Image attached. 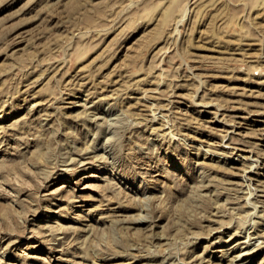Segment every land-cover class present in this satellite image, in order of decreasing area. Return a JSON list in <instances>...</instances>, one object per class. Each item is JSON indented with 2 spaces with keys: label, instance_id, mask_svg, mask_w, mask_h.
<instances>
[{
  "label": "rangeland",
  "instance_id": "374dc122",
  "mask_svg": "<svg viewBox=\"0 0 264 264\" xmlns=\"http://www.w3.org/2000/svg\"><path fill=\"white\" fill-rule=\"evenodd\" d=\"M262 76L264 0H0V264H264Z\"/></svg>",
  "mask_w": 264,
  "mask_h": 264
},
{
  "label": "bare ground",
  "instance_id": "6f19581e",
  "mask_svg": "<svg viewBox=\"0 0 264 264\" xmlns=\"http://www.w3.org/2000/svg\"><path fill=\"white\" fill-rule=\"evenodd\" d=\"M193 4H194V1H193V2L188 1V3H187V5H189V6H192ZM181 5H182L181 3H177V5H175L174 7H170V6H169L167 9H165V10L162 12V16H161V24H162L163 26L166 25V24L169 22L170 18L173 16V13H174V14H177V12L179 11V9L181 8ZM190 11H191V10H190ZM175 17H177V16L174 15L173 18H175ZM172 20H173V19H172ZM240 45H241V44H240ZM214 46H215V45H214ZM218 49H219V50H216V51H214L213 53H211L210 56L208 55L209 57L206 55L208 58L212 59V62H213V60L221 59L222 56H223V47H222V48H221V47H218ZM242 49H243V48H240V46H238V45H237V47L235 48V50H242ZM211 51H213V50H211ZM238 52H240V51H238ZM163 54H164V53H163ZM234 54H235V53H234ZM236 54L242 55L241 53H236ZM204 56H205V55H204ZM207 57H206V58H207ZM210 59H208V61H210ZM222 59H223V58H222ZM222 59H221V60H222ZM208 61H207V62H208ZM242 61H243V60H242ZM212 62L210 61V63H212ZM217 62H218V61H216L215 64H216ZM210 63H209V64H210ZM218 63H220V62H218ZM218 63H217V64H218ZM215 64H214V65H215ZM221 64H222V63H221ZM211 65H212V64H211ZM214 65H213V66H214ZM218 65H219V64H218ZM218 65H217V66H218ZM213 66H212V68H213ZM215 66H216V65H215ZM244 66H245V64L242 63V65H241L240 68H239V69L243 70V71H241V72H244V73H246V74H248V75L251 74V73H250V71H251V67H250V66L244 67ZM236 67H238V66H236ZM220 69H222V68L220 67ZM209 70H211V69H209ZM212 70H216V68H214V69H212ZM224 70H225V69H224ZM233 71H234V70H233ZM224 72H225V71H224ZM227 72H228V71H227ZM231 72H232V71H231ZM259 74H262V75H263V72H260ZM251 75H252V74H251ZM256 75H257V74H256ZM262 77H264V76H262ZM189 80H190V79H189ZM260 81H261V80H260ZM260 81H259V82H260ZM262 81H263V84H264V80H262ZM256 82H257V81H256ZM259 82H258V83H259ZM260 83H261V82H260ZM260 83H259V84H260ZM256 84H257V83H256ZM263 84H262V85H263ZM232 87H233V86H232ZM232 87H231V89H232ZM237 88H238V87H237ZM233 89L238 90V89H236V88H234V87H233ZM241 89H242V87H241ZM243 89H244V88H243ZM79 91H80V90H79ZM83 91H84V90H83ZM242 91H244V93H245V89L242 90ZM73 93H75V92H73ZM79 93H80V92H79ZM142 93H143V92H142ZM146 93H147V92H146ZM88 94H89V93H88ZM132 94H133V93H132ZM144 94H145V93H144ZM144 94H143V95H144ZM147 94H148V93H147ZM147 94H146V95H147ZM233 94H234V93H233ZM236 94H237V91H236ZM239 94H240V93H239ZM86 95H87V94H86ZM143 95H142V97L145 96V95H144V96H143ZM68 96H69V95H68ZM68 96H67V97H68ZM99 100H101V99H99ZM142 100H143V99H142ZM150 100H151V99H150ZM84 101H85V100H84ZM71 103H72L73 106H75V104H76L75 101H74V102H71ZM212 104H213V103H212ZM212 104H211V105H212ZM78 105H79V104H78ZM152 105H154V104H152ZM198 105H199V104H198ZM207 105H208V106L205 105L206 107L203 105V106L207 109V110H204V113L207 114V115H211V114H213L212 117L215 118L214 115H215L216 112H214V111L212 110V111L214 112V113H213V112L211 111L210 106H209L210 104H207ZM214 105H215V104H214ZM214 105H213V106H214ZM92 106H93V105H92ZM155 106H156V105H155ZM201 106H202V105H201ZM203 106H202V107H203ZM213 106H212V107H213ZM263 106H264V105H263ZM33 107H34V105H33ZM153 107H154V106H153ZM216 107H217V106H216ZM230 107H231V106H230ZM88 108H89V107H88ZM154 108H155V107H154ZM214 108H215V107H214ZM232 108H233V107H232ZM155 109L158 110L159 108L157 107V108H155ZM215 109H217V108H215ZM230 109H231V108H230ZM234 109H235V108H233L232 110H234ZM238 109H239V108H238ZM217 110H218V109H217ZM249 111L251 112V110H249ZM249 111H248V112H249ZM257 111H258V110H257ZM152 112H153V111H152ZM160 112H161V111H160ZM218 112H219V111H218ZM218 112H217V113H218ZM222 112H223V111H222ZM244 112H246V111H244ZM260 112H261V111H260ZM150 113H151V112H150ZM198 113H199V112H198ZM156 114H157V113H156ZM221 114H223V113H221ZM221 114H220V112H219V115H221ZM250 114H252V113H250ZM161 115H162V114H160L159 117H161ZM226 115H227V114H226ZM229 115H230V114H229ZM248 115H249V114H248ZM248 115H247V116H248ZM254 115H255V114H254ZM153 116H154V115H152V117H153ZM155 116H157V115H155ZM224 116H225V115H224ZM231 116H234V115H231ZM249 116H250V115H249ZM262 116H263V115H262ZM156 118H157V117H156ZM162 118H163V117H162ZM217 118H218V117H217ZM220 118H221V117H220ZM245 118H247V117H245ZM222 119H223V118H222ZM231 119H232V118H231ZM235 119H236L237 121H239V122H237V125H238V126H241V125L244 124V123H243L244 120H243V118H242L241 116L236 115V116H235ZM151 120L153 121V119H151ZM154 120H155V119H154ZM157 120H158V119H157ZM160 120H161V119H160ZM213 120H214V119H213ZM217 120H218V119H217ZM209 121H210V120H208V122H209ZM150 122H151V121H150ZM206 122H207V121H206ZM232 122H233V121H232ZM261 122H262V121H261ZM151 123H152V122H151ZM218 123H219V121H218ZM233 123H234V122H233ZM233 123H231V124L234 125ZM263 123H264V122H263ZM232 125H231V126H232ZM237 125H236V126H237ZM238 126H237V127H238ZM221 127H222V126H221ZM233 127H234V126H233ZM242 127H243V126H242ZM187 128H189V127H187ZM208 128H209V127H208ZM210 128H211V127H210ZM243 128H245V127H243ZM248 128H249V127H248ZM248 128H247V129H248ZM250 128H251V127H250ZM212 129H213V128H212ZM257 129H258V128H257ZM261 129H262V128H261ZM216 130H217V129H216ZM223 130H224V129H223ZM233 130H234V129H233ZM254 130H255V129H254ZM210 131H211V130H210ZM226 131H227V130H226ZM226 131H225V132H226ZM255 131H257V130H255ZM260 131H261V130H260ZM262 131H264V129H263ZM235 132H236V131H235ZM209 133H210V132H209ZM227 133H228V132H227ZM211 134H212V133H211ZM232 134H234V133H232ZM237 134H239V137H240V132H238ZM258 134H262V133H258ZM263 134H264V133H263ZM208 135H209V134H208ZM234 135H235V134H234ZM225 136H227V135L225 134ZM228 138H229V137H228ZM234 138H235V137H234ZM241 138H242V137H241ZM206 139H208V138H206ZM229 139H230V138H229ZM238 139H239V138H238ZM203 141H204V140H203ZM207 141H208V140H207ZM231 141H232V140H231ZM243 141H244V140H243ZM235 142H236V141H235ZM237 142H238V141H237ZM226 143H227V142H226ZM226 143H225V145H226ZM240 143H241V141H240ZM212 144H214V143H212ZM212 144H211V143H208V145H212ZM215 144H216V143H215ZM217 144H218V143H217ZM222 144H224V143H222ZM234 144H235V143H234ZM238 144H239V142H238ZM245 144H246V142H245ZM245 144H242V145H245ZM200 145H201V144H200ZM200 145H199V146H200ZM236 145H237V144H236ZM188 146H189V145H188ZM204 146H205V145H204ZM219 146H220V145H219ZM245 146H248V145H245ZM200 147H201V146H200ZM207 147H208V146H207ZM209 147H210V146H209ZM214 147H215V146H214ZM220 147H221V146H220ZM222 147H223V146H222ZM222 147H221V148H222ZM225 147H227V146H224V148H225ZM216 148H217V147H216ZM227 148H228V147H227ZM232 148H233V147H232ZM239 148H240V147H239ZM241 148H242V147H241ZM235 149H237V150H236L237 152H238V151L243 152L242 150H243L244 148H243V149H238V148L235 147ZM210 150H212V149H210ZM249 150H250V149H249ZM204 151H205V150H204ZM207 151H208V150H207ZM207 151H205V152L207 153ZM244 151H245V150H244ZM198 152H199V151H198ZM232 152H233V151H232ZM245 152H246V151H245ZM203 153H204V152H203ZM234 153H235V152H234ZM250 153H251V152H250ZM195 154H196V153H195ZM205 155H206V154H204V156H205ZM212 155H213V152H212ZM245 155H246V154H245ZM227 156H228V155H227ZM246 156H247V155H246ZM250 156H251V155H250ZM250 156H249V157H250ZM238 157H240V158H242V159H246L244 156L242 157V156L239 155V154H238ZM249 157H248V158H249ZM203 158H204V157H203ZM208 159H209V158H208ZM249 159L252 160L251 158H249ZM249 159H246V160H249ZM256 159H257V158H256ZM256 159H255V162H256ZM253 160H254V159H253ZM223 162H224V161H223ZM243 162H245V161H243ZM252 162H253V161H252ZM202 163H203V162H202ZM240 163H241V162H240ZM248 164H249V162H248ZM200 165H201V164H200ZM253 165H254V164H252V165H250V166L252 167ZM255 166H257V165H255ZM245 167H246V166H245ZM244 170H245V169H244ZM64 171H65V170H64ZM243 174H244V171H243ZM246 176H247V175H246ZM245 178L247 179V177H245ZM249 178H250V177L248 176V179H249ZM242 180H243V178H242ZM252 180H253V179H252ZM63 187H64V186H63ZM61 188H62V187H61ZM253 188H254V187H253ZM246 189H247V188H246ZM250 189H252V188H250ZM57 190H58V189H57ZM255 190H256V188H255ZM58 191H59V190H58ZM60 191H61V190H60ZM60 191H59V192H60ZM248 191H250V190H248ZM252 192H253V191H252ZM252 192H251V194H252ZM253 193H254V192H253ZM49 194H50V193H49ZM53 194H54V193H53ZM248 196H249V194H248ZM252 197H253V196H252ZM255 199H256V198H255ZM251 200H252V199H251ZM253 201H254V200H253ZM259 201H260V200H259ZM257 202H258V201H257ZM245 203H247V202H245ZM252 203H253V202H252ZM247 204H248V203H247ZM248 205H249V204H248ZM257 205H258V204H257ZM251 206H252V205H251ZM245 207H246V206H245ZM255 207H256V206H255ZM258 207H259V206H258ZM261 207H262V206H261ZM263 207H264V206H263ZM263 207H262V208H263ZM251 209H252V208H251ZM256 210H257V209H256ZM255 212H256V211H255ZM253 214H254V213H253ZM255 215H256V214H255ZM257 215H258V214H257ZM252 216H253V215H252ZM262 217H263V216H262ZM138 221H139V219H138ZM254 221H255V220H254ZM251 222H252V221H251ZM250 224H251V223H250ZM253 224H254V223H253ZM257 225H258V224H257ZM253 226H254V225H253ZM222 227H223V226H222ZM222 227H221V228H222ZM246 229H247V228H246ZM250 229H251V228H250ZM242 230H243V229H242ZM252 230H253V229H252ZM257 230H258V229H256V231H257ZM244 231H245V229H244ZM244 231H243V232H244ZM219 233H220V232H219ZM241 233H242V231H241ZM241 233H240V234H241ZM252 233H253V232H252ZM221 234H222V233H221ZM234 234H235V232H234ZM234 234H232V235H234ZM237 234H238V233H237ZM238 235H239V234H238ZM246 235H247V234H246ZM252 235H253V234H252ZM257 235H258V233H257ZM260 235H261V234H260ZM263 235H264V234H263ZM234 236H235V235H234ZM249 236H250V235H249ZM253 236H254V235H253ZM254 237H255V236H254ZM257 237H258V236H257ZM245 238H246V237H245ZM247 238H248V237H247ZM250 238H252V237L250 236ZM258 238H259V237H258ZM229 239H230V237H229L227 240H229ZM253 240H254V239H253ZM224 241H225V240H224ZM246 241H247V239H246ZM246 241H244V242H246ZM225 242H226V241H225ZM244 242H243V243H244ZM247 242H248V241H247ZM260 242H264V241H261V239H260ZM216 243H217V242H216ZM253 243H254V242H253ZM257 243H259L258 240H257ZM246 244H248V243H246ZM255 244H256V243H255ZM210 245H211V243H210ZM219 245H220V243H219ZM249 245H250V244H249ZM246 246H247V245H246ZM258 246H259V244H258ZM210 247H211V246H210ZM210 247H209V248H210ZM224 247H225V246H224ZM233 247H234V246H233ZM247 247H248V246H247ZM247 247H246V249H247ZM252 247H253V246H252ZM252 247H251V248H252ZM256 247H257V244H256ZM256 247H254V248H252V249H255ZM209 248H208V249H209ZM231 249H232V248H231ZM231 249H230V250H231ZM252 249L250 250V252L252 251ZM257 249H258V248H257ZM224 250H225V249H224ZM240 250H241V249H240ZM231 251H233V250H231ZM238 251H239V250H238ZM248 251H249V250H248ZM253 251H254V250H253ZM253 251H252V252H253ZM210 252H211V251H210ZM212 252H213V251H212ZM214 252H216V253H218V252L222 253L221 256H223V255L226 254V251H223V250H221V251H214ZM242 252H243V251H242ZM245 253L247 254V252H245ZM245 253L243 252L242 254H238V255L236 256V257H237V260H238V258H239L241 255H244ZM227 254H228V253H227ZM225 256H226V255H225ZM247 256H248V254H247ZM214 258H215V257H214ZM232 258H233V257H232ZM99 259H100V258H99ZM105 259H106V257H105ZM233 259H234V258H233ZM101 260H102V259H101ZM225 260H227V259L225 258ZM231 260H232V259H231ZM237 260H236V261H237ZM206 261H207V260H206ZM234 261H235V259H234ZM208 262H209L210 264H222V260H220V259H214V260H211V261L209 260ZM104 263H105V264H112V263H110V262H108V261H104ZM205 263H206V262H205ZM113 264H114V263H113ZM116 264H117V263H116ZM238 264H240V262H239Z\"/></svg>",
  "mask_w": 264,
  "mask_h": 264
}]
</instances>
